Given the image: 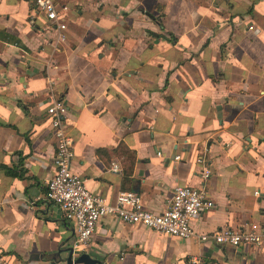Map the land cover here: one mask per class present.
I'll return each mask as SVG.
<instances>
[{
  "label": "crops",
  "instance_id": "obj_1",
  "mask_svg": "<svg viewBox=\"0 0 264 264\" xmlns=\"http://www.w3.org/2000/svg\"><path fill=\"white\" fill-rule=\"evenodd\" d=\"M57 2L60 43L32 2L0 0V252L12 264H63L52 256L73 247L74 223L44 198L52 94L67 103L72 169L93 194L112 204L134 191L161 213L176 185L198 187L214 206L193 219L197 234L264 232V0ZM76 251L102 264H264V243L182 239L112 216Z\"/></svg>",
  "mask_w": 264,
  "mask_h": 264
},
{
  "label": "built area",
  "instance_id": "obj_2",
  "mask_svg": "<svg viewBox=\"0 0 264 264\" xmlns=\"http://www.w3.org/2000/svg\"><path fill=\"white\" fill-rule=\"evenodd\" d=\"M43 12L50 25L55 28L58 43L67 39L64 13L65 6L57 0H27ZM52 102L47 108L53 134L56 138L55 173L47 183L44 198L54 204L63 216L74 223V249H86L92 243L96 228L107 216L128 224H140L160 233L188 239L197 237L203 242L211 241L238 248L242 245L261 246L264 232L257 224L243 228L226 227L212 233L197 234L192 221L204 211L214 206V201L206 190L193 186L176 185L173 198L163 212L154 213L146 209L140 195L134 191H121L115 203H109L103 196L93 194L86 186L85 179L72 169L75 157V138L68 128L69 109L64 99L52 94ZM179 159V156L176 157ZM203 165L202 176L211 177L206 156L198 158ZM114 170H120L114 165ZM258 194V192H256ZM34 202H32L33 204ZM195 264H201L195 260ZM0 264H12L0 252Z\"/></svg>",
  "mask_w": 264,
  "mask_h": 264
},
{
  "label": "water",
  "instance_id": "obj_3",
  "mask_svg": "<svg viewBox=\"0 0 264 264\" xmlns=\"http://www.w3.org/2000/svg\"><path fill=\"white\" fill-rule=\"evenodd\" d=\"M74 247L61 248L52 256V260L63 264H102L98 259L93 258L89 253L82 252L77 254Z\"/></svg>",
  "mask_w": 264,
  "mask_h": 264
},
{
  "label": "trees",
  "instance_id": "obj_4",
  "mask_svg": "<svg viewBox=\"0 0 264 264\" xmlns=\"http://www.w3.org/2000/svg\"><path fill=\"white\" fill-rule=\"evenodd\" d=\"M121 146H124V144H122ZM127 156H128V159L130 160V163H131V171H132V168L135 164V161H136V153L135 151L131 150L130 148H127Z\"/></svg>",
  "mask_w": 264,
  "mask_h": 264
}]
</instances>
